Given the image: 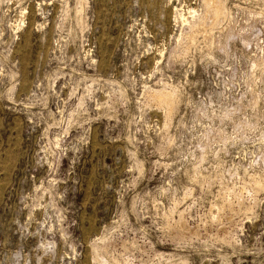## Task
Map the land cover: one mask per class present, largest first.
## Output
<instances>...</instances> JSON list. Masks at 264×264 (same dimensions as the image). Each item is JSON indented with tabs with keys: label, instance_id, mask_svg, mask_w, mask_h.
<instances>
[{
	"label": "rangeland",
	"instance_id": "1",
	"mask_svg": "<svg viewBox=\"0 0 264 264\" xmlns=\"http://www.w3.org/2000/svg\"><path fill=\"white\" fill-rule=\"evenodd\" d=\"M213 1L0 0V264H264V0Z\"/></svg>",
	"mask_w": 264,
	"mask_h": 264
},
{
	"label": "bare ground",
	"instance_id": "2",
	"mask_svg": "<svg viewBox=\"0 0 264 264\" xmlns=\"http://www.w3.org/2000/svg\"><path fill=\"white\" fill-rule=\"evenodd\" d=\"M206 1H207V0H206ZM212 1H213V0H212ZM213 2H214V1H213ZM210 3L212 4L211 0H210ZM211 4H210V5H211ZM217 4H218V3H217ZM217 4H216V5H217ZM211 6H213V5H211ZM209 8H210V6H209ZM212 9H213V8H212ZM216 11H217V10H216ZM212 12H214V11H212Z\"/></svg>",
	"mask_w": 264,
	"mask_h": 264
}]
</instances>
